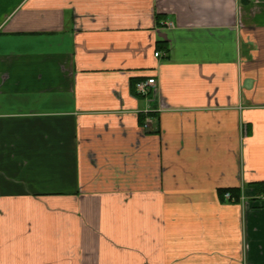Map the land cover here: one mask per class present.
I'll return each mask as SVG.
<instances>
[{
    "label": "crops",
    "instance_id": "0c3cea01",
    "mask_svg": "<svg viewBox=\"0 0 264 264\" xmlns=\"http://www.w3.org/2000/svg\"><path fill=\"white\" fill-rule=\"evenodd\" d=\"M263 196L264 0H0V264H264Z\"/></svg>",
    "mask_w": 264,
    "mask_h": 264
},
{
    "label": "built area",
    "instance_id": "2783aa9c",
    "mask_svg": "<svg viewBox=\"0 0 264 264\" xmlns=\"http://www.w3.org/2000/svg\"><path fill=\"white\" fill-rule=\"evenodd\" d=\"M246 1H253V0H246ZM155 56L158 57L159 53H156ZM155 85H156L155 79H153V78L148 79L144 82L138 83L137 84V90L139 93L146 95L150 91L151 88L155 87ZM225 197L232 202H236V199L230 193H226ZM263 202H264V196H263Z\"/></svg>",
    "mask_w": 264,
    "mask_h": 264
}]
</instances>
